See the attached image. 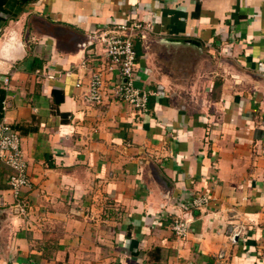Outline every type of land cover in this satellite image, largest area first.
Wrapping results in <instances>:
<instances>
[{"label": "crops", "instance_id": "0c3cea01", "mask_svg": "<svg viewBox=\"0 0 264 264\" xmlns=\"http://www.w3.org/2000/svg\"><path fill=\"white\" fill-rule=\"evenodd\" d=\"M0 1V121L33 183L19 214L0 162V264H264V0ZM125 19L150 24L147 112L84 98Z\"/></svg>", "mask_w": 264, "mask_h": 264}, {"label": "built area", "instance_id": "2783aa9c", "mask_svg": "<svg viewBox=\"0 0 264 264\" xmlns=\"http://www.w3.org/2000/svg\"><path fill=\"white\" fill-rule=\"evenodd\" d=\"M149 28L150 24L143 19H125L114 27L108 30L103 28L99 32L98 38L105 45L108 61L104 67L93 71L86 84L82 79L78 81V86L84 84L86 86L87 91L84 94L86 102L93 106H101L110 98L127 101L140 112L149 110L152 91L136 84L139 79L136 43L138 38L146 41ZM82 65L87 66L88 62ZM107 75H110V78ZM22 139L23 136L16 126L5 120L0 121V162L12 169L8 180L17 197L15 211L26 215L30 207L22 198V189L32 187L33 183L28 173L29 166L25 159ZM209 200L210 196L207 194L194 196L186 202V210L207 205ZM171 225L180 238H186L191 228L190 220L184 213L177 214Z\"/></svg>", "mask_w": 264, "mask_h": 264}, {"label": "trees", "instance_id": "16d2710c", "mask_svg": "<svg viewBox=\"0 0 264 264\" xmlns=\"http://www.w3.org/2000/svg\"><path fill=\"white\" fill-rule=\"evenodd\" d=\"M0 8H1V1H0ZM200 9V4H198L197 5V9ZM137 44V43H136ZM0 93H1V97H3V94L5 95V91L4 90H2V89H0ZM2 114H3V109H2V99H0V118H1V116H2Z\"/></svg>", "mask_w": 264, "mask_h": 264}, {"label": "rangeland", "instance_id": "374dc122", "mask_svg": "<svg viewBox=\"0 0 264 264\" xmlns=\"http://www.w3.org/2000/svg\"><path fill=\"white\" fill-rule=\"evenodd\" d=\"M161 53H162V56H164V55H163V52H161ZM184 57H185V56H184Z\"/></svg>", "mask_w": 264, "mask_h": 264}]
</instances>
